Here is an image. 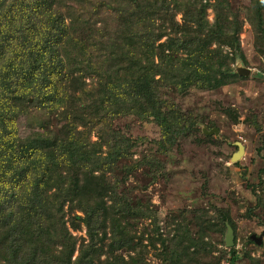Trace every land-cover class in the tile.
<instances>
[{"label": "trees", "instance_id": "16d2710c", "mask_svg": "<svg viewBox=\"0 0 264 264\" xmlns=\"http://www.w3.org/2000/svg\"><path fill=\"white\" fill-rule=\"evenodd\" d=\"M114 1L116 7H110ZM108 8L117 27L107 34L109 26L97 25L95 18L74 19L80 26L75 28L66 0H0V264L125 262L116 251L136 249L132 221L152 217L153 210L117 194L106 173L115 161L129 156L136 142L113 128L109 133L101 130L106 137L102 142H91L90 133L78 125L92 123V118L99 123L103 113L116 108L123 115L152 119L161 131L154 140L156 150L167 153L178 136L196 131V120L163 102L160 86L182 93L192 86L218 88L241 77L230 66L237 54L243 58L237 38L240 22L234 13L228 21L226 0H97L93 15ZM247 10L257 42L264 47V0H251ZM179 11L182 24L175 20ZM167 30L179 34L158 42ZM91 64L99 69L102 85L95 92L92 115L86 117L76 95L67 96L62 83L89 99L82 77L92 71L77 72ZM31 101L54 108L68 101L61 128L18 136L11 123ZM152 162V167L162 165L159 159ZM66 206L84 213L73 217L85 223L88 237L77 248L65 221ZM221 216L225 227H233L227 215ZM174 229L167 246L158 224L153 225L150 243L158 241L166 248L162 264H186L190 258L189 247L176 246L181 226L176 223ZM227 251L236 258L233 246ZM130 261L139 263L133 257Z\"/></svg>", "mask_w": 264, "mask_h": 264}, {"label": "rangeland", "instance_id": "374dc122", "mask_svg": "<svg viewBox=\"0 0 264 264\" xmlns=\"http://www.w3.org/2000/svg\"><path fill=\"white\" fill-rule=\"evenodd\" d=\"M66 1L75 28L79 26V20L90 18H95L97 25H108L107 34L117 27L113 28L116 16L110 8L101 9L98 15H93L97 0ZM226 1L230 11L228 21L234 13L240 22L237 38L243 54V58L237 54L230 66L235 71L246 68L248 73L240 74V78L214 89L192 86L179 93L175 88L160 86L157 92L167 105L171 104L176 107L175 110L195 119L196 131L178 136L172 149L162 153L156 150L157 144L154 142L160 138L161 131L152 119L123 115L116 108L112 109L115 112L101 115L104 123H98L92 118V123L78 125V129L90 133L91 142H102L106 137L101 130L109 133L110 128L121 130L122 134L136 142L129 156L115 161L106 176L110 186H115L117 194L125 193L127 196L124 197L132 205L138 203L141 207L153 210L155 218L137 217L132 221V231L135 233L132 246L136 249L117 250L116 254L125 261L119 264H132L131 257L134 262L139 261L138 264L164 262L161 242L154 241L155 245L150 243L155 222L167 246L172 231L176 230L175 224L181 226L176 246L182 249L189 247V264H264V47L257 42L249 21L247 9L251 0ZM116 4L114 1L110 7H116ZM207 17L210 21L213 19L211 8L207 10ZM157 20L159 22L160 18ZM175 20L179 24L183 23L180 11L176 13ZM166 32L158 42L179 34L174 30ZM222 47L225 51L229 49ZM93 64L84 72H77L83 75L92 71L82 77L85 90L82 91L92 99H87L79 91L73 92L66 81L62 83L69 92L67 96L76 95V105L80 111L85 112L86 117L92 115L90 112L98 100L95 92L102 85L98 77L99 69L95 67L97 63ZM31 102L23 105V112L18 113L11 123L18 136L25 138L40 132H56L61 128V112L68 107V101L56 108ZM211 128H217L218 132L206 134L203 131ZM236 142L243 144L244 153L232 161L231 157L237 151ZM102 150H105L102 153L104 155V143ZM145 158L146 162L141 163ZM151 159H159L162 165L152 167ZM134 164L132 169H128V166ZM64 209L67 211L65 221L72 235L77 238V248L88 237L85 223L73 217L75 214L84 216V213L68 206ZM221 213L230 218L233 226L235 259L227 251L232 246L226 247L223 242L226 227ZM108 235L109 231L106 238ZM252 235L260 239V242L252 239ZM195 244H198L197 247ZM76 253L77 250L74 256Z\"/></svg>", "mask_w": 264, "mask_h": 264}, {"label": "water", "instance_id": "95a60500", "mask_svg": "<svg viewBox=\"0 0 264 264\" xmlns=\"http://www.w3.org/2000/svg\"><path fill=\"white\" fill-rule=\"evenodd\" d=\"M239 74H247L248 73V69L246 68H240L238 70ZM203 131L207 134H212V133H217L218 129L217 128H211L210 130L207 129H203ZM237 145V151L233 153L231 160L232 161H236L237 159L240 158V156L244 153V146L241 142H236ZM252 239H255L257 242H260V239H256L254 235L250 236ZM233 238H234V234H233V229L232 227L227 224L226 226V232L224 234V242H225V246L226 247H230L233 245Z\"/></svg>", "mask_w": 264, "mask_h": 264}]
</instances>
